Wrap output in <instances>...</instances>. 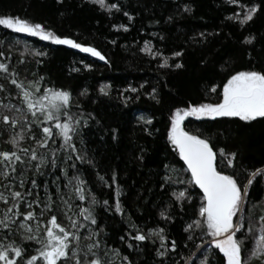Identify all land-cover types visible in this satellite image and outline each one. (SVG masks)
I'll return each mask as SVG.
<instances>
[{"label": "trees", "instance_id": "obj_1", "mask_svg": "<svg viewBox=\"0 0 264 264\" xmlns=\"http://www.w3.org/2000/svg\"><path fill=\"white\" fill-rule=\"evenodd\" d=\"M107 3L120 7L109 11L95 0H0V16L41 23L57 35L96 48L105 57L0 25V62L8 67L7 71L0 69V114L15 115L20 121L12 125L0 120V152L14 151L22 157L21 161L9 162L14 171L9 170L7 178L2 175L5 162L0 158V192L21 191L24 196L19 207L10 212L8 207L16 201L12 197L0 201V219L12 217L5 219L10 227L0 225V241L5 246L10 242L22 246L25 254L17 261L26 264L40 244L25 239L29 234L21 222L43 213L47 228L55 214L66 229L79 233L78 240L69 237L70 248L100 240L94 247L95 255L77 254L81 264L97 255L105 262L111 254L116 264H202L203 259L207 264H227L224 254L212 243L218 237L208 233L206 226L187 228L200 218L199 208L205 201L178 147L169 138V129L175 108L218 103L223 97V84L235 71H264V0H239L238 4L231 0ZM253 3L261 7L250 21L242 25L232 18L233 13L243 15L242 5ZM185 4L191 11L184 9ZM249 35L255 37L251 42L244 39ZM145 42L150 52L143 50ZM173 52L181 54L173 56ZM165 56L168 65L162 63ZM177 62L182 66L172 67ZM13 80L37 94L48 88L71 93V104L61 119L71 117L79 122L73 124L75 131L70 133L75 151L55 134L47 145L35 144L44 136L42 127L23 103L19 84ZM28 81L37 82L39 89H32ZM102 86H106L103 92ZM152 89L156 91L150 96L147 93ZM7 101L13 105L5 107ZM25 116L27 119H22ZM37 116L43 120L41 113ZM25 122L31 125L28 130ZM43 123L58 132L54 121ZM182 126L207 138L217 152L218 169L237 176L241 183L247 181L250 171L264 166V118L244 121L230 116H187ZM18 133L24 136L18 141L19 148L9 139ZM221 148L224 154L218 151ZM32 151H36V158L31 156ZM227 153L236 154L232 165L227 164ZM39 157L45 158L44 164ZM33 179L35 184L31 183ZM78 187L83 189V200L76 192ZM181 190L187 195L178 199L173 192ZM93 196L97 203L92 202ZM34 200L40 203L29 208ZM64 201L75 211L72 220L76 228H72ZM117 201L122 212L116 210ZM46 203L52 204L51 209L44 208ZM81 207L92 212L94 224L80 213ZM30 210L37 215H22ZM162 210L166 216L160 215ZM16 212L21 215H14ZM239 216L244 217L245 228L237 233L238 238L246 234L249 221L254 226L241 248L243 264H264V257L250 256L259 235L260 217L264 216V176L258 175L248 186L242 211L233 217L234 222ZM80 223L84 227H79ZM155 228L163 229L167 237L164 242L160 234L148 231ZM138 231L148 238L137 240ZM173 241L175 249L170 247ZM157 249L165 255L159 256ZM38 264H43L42 260Z\"/></svg>", "mask_w": 264, "mask_h": 264}, {"label": "snow or ice", "instance_id": "obj_2", "mask_svg": "<svg viewBox=\"0 0 264 264\" xmlns=\"http://www.w3.org/2000/svg\"><path fill=\"white\" fill-rule=\"evenodd\" d=\"M102 8H106L109 11L111 9H119L120 5L117 3H107V0H95ZM231 3L238 4L239 0H231ZM184 9L191 11L189 5L185 4ZM244 8L243 15L232 14V18L239 21L240 24H244L250 21L253 16L260 9V4H250L242 5ZM131 19V16H129ZM0 25H5L8 28L16 29L20 32L33 33L36 36H42L47 40H55L62 44H71L76 48H81L85 52L93 53L99 56L101 59H105L102 53L96 48L85 45L82 43H77L75 40L67 36L57 35L51 28H45L41 23L30 22L26 18H21L19 16L2 15L0 16ZM113 27H117L114 25ZM118 27L127 28V25H119ZM203 36V33H200ZM254 36H245V41L251 42L254 40ZM146 47L143 49L146 52L151 50L147 47V42H145ZM182 51V50H181ZM152 55H162L159 52H152ZM180 52H173L171 55L179 56ZM3 55V53H0ZM43 55V53H41ZM168 57L165 56L162 63L168 65ZM179 62L172 65V67H180ZM86 67H91L87 65ZM0 69L7 71L8 67L5 63L0 62ZM42 79V78H41ZM13 83H18L21 89V95L23 96V103L27 105V109L32 113L36 120V123L40 124L42 127V132L44 136L40 139L35 140L36 145H47L49 139L55 135L63 137L67 145L75 151V145L71 143L70 133L74 132L73 124L79 123L78 121L72 120L71 117L68 119H61V115L67 114V106L71 104V93L65 89H54L48 88L43 91L42 94H37L36 91L31 90L29 87H25L22 82L16 80ZM32 89H39V84L35 81H28ZM131 88V85H129ZM215 87V86H214ZM3 88V85H0ZM102 92L106 90V86H102L100 89ZM136 91V89H132ZM155 89L152 92L147 93L152 96L155 93ZM155 98V97H154ZM3 101H0V105ZM5 107H11V105H5ZM41 113L43 120H41L37 113ZM187 116H199V117H219V116H230V117H240L244 121H252L257 117L264 118V71L257 70H240L235 71L228 78L226 83L223 84V97L218 103H199L190 104L188 107H177L175 108L173 115L171 117V128L169 129V138L172 143L178 147L180 155L187 162L188 168L191 171V178L195 184L199 185L203 189L202 199L205 201L199 208V217L189 225L188 229L193 227L202 228L206 226L207 232L211 233L213 237H221L220 239H213L212 243L215 244L219 250L224 254L227 260V264H243L241 257V248L244 245V241L248 239L247 233H252L254 231V226L251 221L248 222V227L246 229V234H242L237 237V233L245 228L244 217L240 216L236 222H234L233 217L237 215L238 212L242 211L243 202L247 196L248 186L253 183L258 175L264 176V166L256 168L248 173L247 181L241 183L238 181V177L235 175H230L225 171H220L216 166V154L213 145L209 142L207 138H202L200 135H195L192 132L186 131L182 126L185 117ZM22 119H27V117H22ZM0 120L4 123L17 125L19 120L15 115L10 116L7 113L0 114ZM151 120V117H149ZM44 121H54L55 129L58 132L54 133V129L46 124ZM86 122V121H85ZM31 127V125H29ZM12 145L19 148V140H23L24 136L17 134L9 138ZM24 151H28L25 149ZM221 154H224V149H218ZM235 153H227L229 157L227 160L228 165L233 164V159ZM33 158L37 157L36 151L31 152ZM0 158L5 162V168L2 172L4 177H8L9 170L14 171L12 163L15 161H21L22 157L14 151H2L0 152ZM81 158L82 157H79ZM40 164L45 163L44 157H39ZM55 161H53V164ZM37 170H39L40 165H36ZM115 175V174H114ZM79 184H83L82 180L76 177ZM71 182V181H69ZM12 181H9L11 184ZM32 184L36 181L33 179ZM23 188V181L20 184ZM76 192L79 194L80 199H85L82 188H76ZM25 193L24 195H27ZM173 195L178 199L186 197V191L181 190L180 192H173ZM9 197H12L16 202L11 204L7 211H11L13 208H18L21 200L24 199L21 191H9L7 194L0 192V201H7ZM190 199V197H188ZM50 199V197H46ZM63 200V197H61ZM92 202L97 203L95 196L92 197ZM32 203H40L39 200H34ZM107 204V201L104 202ZM31 208V205H28ZM52 204H44L45 209H51ZM64 207L68 210L71 209V205L64 201ZM116 210L122 212L119 202L117 201ZM81 214H86V219L91 220L95 223V217L92 212L87 208L81 207L79 209ZM14 215H21V213L16 212ZM22 215L27 217H35L37 214L34 210L25 211ZM43 215V213H40ZM160 215L166 216V211L162 210ZM202 218V219H201ZM5 219L11 220V216L5 215L4 219H0V225L5 228L10 227L9 224L5 223ZM72 223V228L77 227L75 220L69 217ZM22 226L28 231L32 230L31 225L21 222ZM79 227H84L83 223L79 224ZM56 230H59L58 232ZM47 235L44 239H38L37 235L25 236L26 240L36 241L40 244V247L35 249L34 254L29 255L26 264H38L39 260H42L43 264H69V258L74 264H81V260L77 253L80 251L78 247H71L72 240L69 237H75L79 239V233L70 231L66 229L61 223L57 221L55 214L51 215L49 219V226L45 229ZM149 232L158 233L161 242H164L167 237L163 233V229L155 228L149 229ZM92 235V233H89ZM137 240H145L148 237L137 232ZM6 239V238H5ZM256 246L250 251V256H261L264 257V216L260 217L259 224V235L255 236ZM100 244V240L97 239L95 244L89 245V250ZM131 247V245H129ZM162 246L163 243H162ZM171 248H176V243L173 241L170 245ZM25 254V250L20 245H15L14 242H10L8 246H5L2 241H0V264H18L17 258H22ZM157 254L159 256H164L165 252L157 249ZM62 258H64L62 260ZM126 259V258H125ZM85 264H104L103 260L97 255L93 259L88 260ZM131 264V261L128 262ZM202 264H207V260L203 259Z\"/></svg>", "mask_w": 264, "mask_h": 264}, {"label": "rangeland", "instance_id": "obj_3", "mask_svg": "<svg viewBox=\"0 0 264 264\" xmlns=\"http://www.w3.org/2000/svg\"><path fill=\"white\" fill-rule=\"evenodd\" d=\"M0 101H2V100H0ZM5 104L6 105H11V106L13 105V103L11 101H7ZM24 125H25V128L28 130V128H29L28 122H25ZM33 204H36V203H30L29 205L32 206ZM66 214H67L68 218L76 215L75 214V211L72 208L70 210L67 209L66 210ZM23 222L25 224L31 225V227H32V230L31 231H28L26 228H24L22 226L24 228V230L29 235H37V238H38V236H41V238H44L43 230L48 225V221H47V219L44 218V215H40V213H39L38 216L34 220L29 221V222L28 221H23ZM219 238H221V237H219ZM89 245H92V244L91 243H86V242H81V244L79 246L80 248L78 247L80 249V251L77 254L83 253L84 256H93V255H95L96 252L94 250V247L89 250ZM73 247H75V246H73ZM115 259H116L115 258V255L111 254L110 255V259H107L105 261L106 263L104 262V264H116V260ZM69 264H74V262H72L71 260H69Z\"/></svg>", "mask_w": 264, "mask_h": 264}, {"label": "water", "instance_id": "obj_4", "mask_svg": "<svg viewBox=\"0 0 264 264\" xmlns=\"http://www.w3.org/2000/svg\"><path fill=\"white\" fill-rule=\"evenodd\" d=\"M185 120V119H184ZM182 157V156H181ZM182 160H183V162H184V164H185V166H186V168L188 169V171L191 173V171H190V169L188 168V165H187V162L183 159V157H182ZM216 166H217V155H216ZM217 169H218V167H217ZM219 170V169H218ZM198 187H199V185H197ZM200 188V187H199ZM201 189V188H200ZM202 191H203V189H201ZM218 239H220L219 237H218Z\"/></svg>", "mask_w": 264, "mask_h": 264}]
</instances>
